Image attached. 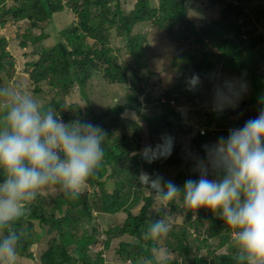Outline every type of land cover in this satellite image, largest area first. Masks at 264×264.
I'll list each match as a JSON object with an SVG mask.
<instances>
[{
    "label": "trees",
    "instance_id": "trees-1",
    "mask_svg": "<svg viewBox=\"0 0 264 264\" xmlns=\"http://www.w3.org/2000/svg\"><path fill=\"white\" fill-rule=\"evenodd\" d=\"M211 1L222 6L221 17L202 23L190 16L184 0L157 3L136 0L129 13L122 9L121 0H14L10 6L6 0H0L1 26L9 21L28 22L31 28L40 29L45 23L54 26L53 20L60 13L70 11L76 17L72 26L59 30L55 44L49 48L36 45L43 42L44 31L39 36L29 33L18 36L20 48L28 49L30 45L35 48L32 54H25L32 56L26 66L35 86L34 93L41 95L46 91L54 96L34 115L25 104L17 110L23 102L19 99L0 113V191L6 185L18 187L17 200L8 204L5 201L9 195L0 192V253L35 260L31 248L47 238L40 264H105L104 252L93 256L91 247L101 243L107 251L115 239L128 236L133 240L122 241L116 253L123 262L131 264H252V259L263 257L264 234L257 238V247L246 243L244 233L248 224L263 222L264 216V181L249 192L254 176L264 172V160L258 162L259 155L252 148L255 137L262 139L257 131L262 118L251 117L249 112L258 111L264 117V34L258 29L264 24V0ZM145 23L163 30L171 39L176 40L180 35L179 43L193 39L203 51L202 56H184L183 78L171 94L164 96L167 100L158 101L159 115L141 118L147 123L149 150L142 148L144 129L123 119L126 111L139 113L143 107L138 94L144 93V89L136 82H142L139 71L148 68L143 60L150 45L146 36L133 35V31ZM113 31L127 40V49L136 66L132 67L133 80L119 65L110 46ZM211 46L217 52L210 50ZM14 69L7 40L1 38L0 75L13 77ZM218 70L237 75L252 87L253 93L248 104L236 111L205 112L209 122L205 125L201 120L205 126L202 135L199 129L195 131V126L185 122L172 103L179 106L180 96L187 104L199 101L204 83ZM98 76L109 84H133L138 93L134 94L132 88L124 104H117L98 116L89 108L93 125L84 130L87 115L77 105L76 109L67 106L65 99L77 86L86 100L84 89ZM147 102L151 104L150 100ZM30 119L35 122L31 128L27 125ZM19 123L22 128L38 132L46 127L49 136L59 137L61 147L52 149L58 151L57 164L48 154V140L44 136L11 146L16 139L12 126ZM237 131L244 133L247 151L243 161L250 169L241 187L229 180L237 163L233 164L228 145L236 138ZM178 135L190 137L188 150L195 159L218 162L215 193L183 156L182 146L176 140ZM14 154L15 160L10 164L8 160ZM74 167L78 176L74 175ZM172 168L177 170L175 177L163 178ZM141 170L153 174L146 190L136 187L141 181ZM31 172L58 186L60 194L50 200L37 193L29 197V186L19 183V178ZM158 195L170 196V208L184 216L183 224L167 229V236L162 229L163 225L169 226L164 223V212L155 210ZM141 203L139 212L134 214L133 209ZM95 211L105 215L124 213L126 218L122 225L102 232L98 227L89 230ZM217 214L222 216L218 218ZM101 234L106 235L105 240L99 238ZM233 235L238 236L233 239ZM215 237L220 239L219 247L228 250L222 253L209 250L206 256L201 255V247ZM193 243L198 244L195 249ZM162 248L169 254L158 259L156 251ZM259 264H264V260Z\"/></svg>",
    "mask_w": 264,
    "mask_h": 264
},
{
    "label": "rangeland",
    "instance_id": "rangeland-1",
    "mask_svg": "<svg viewBox=\"0 0 264 264\" xmlns=\"http://www.w3.org/2000/svg\"><path fill=\"white\" fill-rule=\"evenodd\" d=\"M154 1L155 3H157L159 0ZM184 1L190 12V16L195 20L203 23L221 17L222 6L218 7L217 3L214 4V2H212L211 0ZM13 2L14 0H6V4L8 6L12 5ZM135 3L136 0H121L122 9L126 11V13H129L134 9ZM75 18L76 17L70 11L69 14L67 12H63L55 16L53 20L55 27L53 26V23H45L40 29L31 28L28 22L14 23L12 21H9L5 26L0 25V39L5 38L7 40L8 50L11 52L15 62V72L13 77H9V75L6 74L0 75V113L5 106L13 103V101H15L16 99H19L23 102L18 105L17 110L19 111L20 109H22V105L25 104L34 115L37 113L40 107L48 102L50 103L54 96L50 93H47L46 91L41 95H36L34 93L35 86L32 84L30 74L26 66V64L32 59V56L28 57L25 54H32L35 48L34 45H30L28 49L20 48V40L18 39V36L28 33L29 35L31 34L33 36H39L44 31V34L46 36L44 37L43 42L37 43L36 45L40 48L41 44H43L42 46H44V48H49L50 46H53L55 44L59 30L72 26ZM258 29L260 33L264 34V24L259 25ZM139 34L141 36H146V39L148 41L147 44L150 45V49L146 50L147 56L143 60L144 63H148V68L139 71L142 82H136V84L140 88L144 89V93L138 94L140 96L143 107L141 112L139 113H137L136 111H126L123 114V119L130 124L138 125L144 129V140L142 143V148L144 150H149L151 143L148 133V127L147 123L141 118L144 115H147V117H157L159 115L161 106L158 105V101L164 99L167 100L164 96L168 95V93L171 94V90L173 89V87L178 84L179 81H181L183 78L181 67L184 56L188 54H200V56H202L203 51H201V48L198 44L194 43L193 39H189L187 41L179 43L177 39L180 35H177L175 37L176 40H174L173 38L171 39L172 36H168L166 32L150 23L138 25L134 29L133 35ZM110 36V46L113 49V53L117 57L119 65L126 69L128 75L130 76V79L133 80V77L131 76L132 67L136 66L134 63L135 60L131 57L129 50L127 49V40L118 37L115 31L111 32ZM89 43H92V41L89 40ZM212 43L216 44V41H212ZM215 48L216 47L211 46L210 50H215ZM206 49L208 50L209 47H207ZM215 51L217 52V49ZM262 70H264V66L262 67ZM132 88L134 90V94H137L138 90L134 88L133 84H130L128 86L121 84H109L101 76H98L93 78L85 87L84 90L86 93V100L83 99L80 95L77 86L73 88L70 95L66 97L65 100L67 106L73 105V108L76 109L77 107L75 105H77L84 111V114L87 115V120L85 123L87 125L86 127H84V130H86L91 128L93 125L92 117L88 112L89 108L94 114L98 116L102 112L113 108L117 104H124L127 101L126 96ZM252 93V87L246 82L240 80L237 75L218 70L210 80L204 83L202 92L203 97L199 99V101L196 100L192 104H187L185 98L180 96V105L178 106L172 103V106L176 107L175 110L181 113V115L185 119V122L193 126V128L195 125H199L200 127L205 128V126L202 125V122H204L205 125L207 124V122H209L207 121V117L204 114L205 112L209 114L215 112L216 110L227 112L236 111L240 106L248 104V99L251 98ZM262 98L264 99V90ZM147 100H150L151 104H148ZM249 112L251 114V117H254V115H258L262 118V123L258 125L257 130L261 133L262 139H257L255 137L256 142L252 146V148L254 149L253 151L259 155V158H257V161L259 162L264 160V117L258 111L253 110L252 112ZM13 117L14 115L11 113L9 115V118L12 120ZM77 122L78 120H75L74 122L76 127ZM27 125L31 128L35 125V122L33 121V119H30ZM60 125L64 127V123L60 122ZM12 128V133L16 134V139L11 146H21L23 144H26L33 138H41V136H44V138H47L48 140V147L50 149L48 154L51 153L53 148L61 147L59 144V137L49 136L50 132L46 127L43 131L40 132L31 129L29 130L28 128H22L20 127V123L17 125L13 124ZM79 130L83 129L79 127ZM194 130L196 131L195 128ZM189 138V136L185 137L184 135H178L176 139L182 146V154L185 159L188 160V163L197 169L202 182L211 188L212 193H215L218 186L216 179V169L218 167V162H206L195 159L188 150ZM246 144L247 143L244 139V133L237 131L236 138L228 145L229 152L233 155V164L237 163V166L235 167L236 170L229 175V180L231 183H234L235 185L240 187L244 183H246V176L250 172L249 167L246 166L243 161L245 153L247 151ZM14 160L15 154L11 158H9L8 161L10 164H13ZM74 168V175L78 176V169H76V167ZM176 173L177 170L172 168L164 173L162 177H169L170 179H172L175 177ZM140 178L141 181L140 183L138 182L136 184V187L146 190V184L150 185V183L152 182L151 180L153 178V174H151L150 171L144 172L143 170H141ZM263 181L264 172L260 175H255L254 180L250 184L249 192ZM76 182H78V179L76 180ZM19 183H25L29 186L28 196L31 198L34 197V195L37 193L41 194L42 197L50 200V198L52 197H57L61 192L59 188L53 186L48 181L44 182L42 177H39V175L35 174L34 172H31V174L28 176L19 178ZM17 188L18 187H16L15 185H6L1 188L0 192L9 195L8 199L5 201V204L17 200ZM91 191L92 189H90L89 192ZM201 197V195L198 197V202H200ZM156 198L155 210H162L165 215L164 223L169 224V226L163 225L162 228L164 235L167 236L165 233L167 229L170 228V226L183 224L184 216L183 213L181 214V212L179 211L174 212L170 208V196L166 195L161 197L158 195ZM141 205L142 203L135 207L132 212L134 214H137L140 210ZM93 216L95 219L92 225L89 226V230L98 227L101 232L108 229L109 227L122 225L126 218V215L124 213H119L117 215H105L99 214V212L97 211L93 213ZM216 216L220 218L222 215L217 214ZM262 221L263 222L256 221L246 226V231L244 233L247 238L246 243L248 242L253 246L259 247L257 238L260 234H264V216L262 217ZM35 225L37 231L40 232L41 228L37 222H35ZM206 228L207 227H205L204 230ZM237 236L238 235H233L232 237L233 239H236ZM99 238H101V240H105L106 235L101 234ZM124 240L132 241L133 239L129 238L128 236L115 239L112 242L111 249L107 251L104 250V246L99 243L91 247V254L94 256L95 254L103 251L105 264H131L130 262H123L116 253L119 244ZM219 241L220 239L218 237L210 238L208 245L201 247L200 254L206 256L209 253V250H215L216 253L227 251V247H219ZM47 242L48 239L43 238L39 244L34 245L31 248V252L34 253L35 260H29L13 255L0 253V264H40L39 259L42 253L47 249ZM159 244H162V242L160 241ZM192 246L195 249L198 244L193 243ZM168 254L169 253L165 248L156 251V256L158 259L164 258ZM170 257L174 258V254ZM262 260H264V255L262 258L258 257L252 259L251 263L259 264V262Z\"/></svg>",
    "mask_w": 264,
    "mask_h": 264
},
{
    "label": "built area",
    "instance_id": "built-area-1",
    "mask_svg": "<svg viewBox=\"0 0 264 264\" xmlns=\"http://www.w3.org/2000/svg\"><path fill=\"white\" fill-rule=\"evenodd\" d=\"M205 133V130H201V134H204ZM52 156H53V158H54V162H55V164L57 163V160H58V158H59V154H58V151H56V150H54L53 152H52Z\"/></svg>",
    "mask_w": 264,
    "mask_h": 264
},
{
    "label": "clouds",
    "instance_id": "clouds-1",
    "mask_svg": "<svg viewBox=\"0 0 264 264\" xmlns=\"http://www.w3.org/2000/svg\"><path fill=\"white\" fill-rule=\"evenodd\" d=\"M195 128H196V130L197 129H199L200 130V133H201V130L203 129V130H205V128H200V126L199 125H195ZM203 135V134H202ZM52 152H53V150L51 151V153H50V155L52 156ZM53 157V156H52ZM54 159V158H53ZM59 159V158H58ZM57 162H58V160H57ZM54 164H55V162H54ZM57 164V163H56ZM67 167L69 166L68 164L66 165Z\"/></svg>",
    "mask_w": 264,
    "mask_h": 264
},
{
    "label": "bare ground",
    "instance_id": "bare-ground-1",
    "mask_svg": "<svg viewBox=\"0 0 264 264\" xmlns=\"http://www.w3.org/2000/svg\"><path fill=\"white\" fill-rule=\"evenodd\" d=\"M49 37V36H48ZM94 119H95V117H94ZM58 187V186H57Z\"/></svg>",
    "mask_w": 264,
    "mask_h": 264
}]
</instances>
